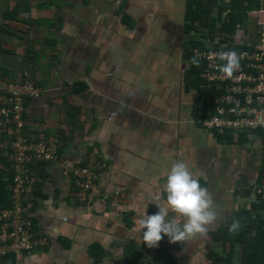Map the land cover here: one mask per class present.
Masks as SVG:
<instances>
[{"label":"crops","instance_id":"0c3cea01","mask_svg":"<svg viewBox=\"0 0 264 264\" xmlns=\"http://www.w3.org/2000/svg\"><path fill=\"white\" fill-rule=\"evenodd\" d=\"M187 1L0 0V80L22 83L31 77L42 93L29 100L28 120L47 125L43 138H63L59 162L44 167L34 194L35 230L48 243L32 256L0 264L256 262L244 248L259 233L251 223L258 217L264 222V199L256 187L261 151L255 156L256 150H239L234 138L228 145L202 129L201 107L196 112L195 104L203 62L199 67L190 62L192 49L203 47L197 36L225 33L218 16L227 17L231 0L210 1L204 19L218 18L216 24H193L186 17ZM244 4L251 6L235 29L249 30L244 45L255 48L260 29L264 32V1ZM186 76L200 79L192 91ZM36 133L31 127L25 132ZM93 153L106 167L95 191L81 200L60 167L64 161L85 163ZM178 161L211 193L218 219L207 237L172 244L165 236L158 247L148 248L137 221L145 211L153 215V207L158 211L160 185ZM3 164L5 159L0 172L10 198ZM237 219L241 229L230 234ZM244 230L250 240L240 237Z\"/></svg>","mask_w":264,"mask_h":264},{"label":"built area","instance_id":"2783aa9c","mask_svg":"<svg viewBox=\"0 0 264 264\" xmlns=\"http://www.w3.org/2000/svg\"><path fill=\"white\" fill-rule=\"evenodd\" d=\"M237 30L233 34H210L204 38L203 47L192 49L193 56L200 53L203 62L202 87L212 93L207 96L211 105L200 111L199 121L202 129L212 136L225 131L234 135L239 150L261 151V178L256 187L264 199V32L260 29L261 46L258 43L252 48L244 45L245 32L243 44L233 41ZM221 51H235L240 56V70L232 78L223 77L217 67L222 62L210 55ZM26 76L22 83L0 80V150L5 159L3 170L11 175L12 192L10 205L0 215V262L32 256L45 246L48 239L35 230L34 194L41 172L61 158L62 136L43 138L41 133L47 125L27 118L29 100L39 98L42 90ZM28 127L36 130L35 136L25 134ZM240 134L248 136L244 139ZM96 155L89 154L84 165L71 161L61 164L60 169L73 179L81 200H85L86 193L95 191L99 173L106 167Z\"/></svg>","mask_w":264,"mask_h":264},{"label":"clouds","instance_id":"9594fccd","mask_svg":"<svg viewBox=\"0 0 264 264\" xmlns=\"http://www.w3.org/2000/svg\"><path fill=\"white\" fill-rule=\"evenodd\" d=\"M246 37L247 35L244 39ZM210 55L222 62L217 67L224 78H232L240 70V56L235 51H221ZM190 62L199 67L200 53L197 52ZM201 110L204 108L197 111L198 117ZM160 190L162 195H158L156 200L162 203L155 205L158 211L151 216L145 211L137 221L139 230H143L142 242L148 248H156L165 236L172 244L207 237L210 226L218 219L217 210L211 193L200 185L184 162L178 161L171 166ZM170 214L173 216L171 219ZM175 217L182 218L183 223H178ZM241 226L240 220H233L228 231L233 235L238 234Z\"/></svg>","mask_w":264,"mask_h":264},{"label":"trees","instance_id":"16d2710c","mask_svg":"<svg viewBox=\"0 0 264 264\" xmlns=\"http://www.w3.org/2000/svg\"><path fill=\"white\" fill-rule=\"evenodd\" d=\"M213 2V0H208V5L205 7L203 4L201 5V0H188L187 1V5L188 9H187V13H186V17L188 19H190L192 21L193 24H195L196 21H198L199 24H216V20H218V18L221 20V24L222 25V31H225V33H230L233 34L235 33L236 29H235V25L240 23L243 19H244V15L247 13V9L250 8L251 5H245L244 2L246 0H231V5H233V9L231 11H227L226 13L228 14L227 17L225 19L222 20V15L220 14L218 16V18L216 19H212L211 21H205L204 17H208V15L210 14L211 10V2ZM192 5H194V9H192ZM214 30V29H213ZM195 68V67H194ZM200 72V70H197V73ZM191 73V68H190V72ZM197 77V74H196ZM3 80V79H1ZM194 82L196 81H200V79H195L194 78ZM199 92H200V96L196 99V104H195V109L198 108H206L208 106L211 105V100L207 98L208 95L212 94L209 93L207 89L204 88H199ZM206 113V111H205ZM220 134V133H218ZM217 133L214 135H217L218 140L231 145L233 142V137L234 135L229 134L228 131H225L223 134L218 135ZM245 136L247 138V134L244 135V139ZM62 148V145H61ZM60 148V149H61ZM0 164L1 162H4V158H2V152L0 150ZM60 154V152H59ZM2 159V161H1ZM82 165H84V163H82ZM4 166V164H3ZM41 176L44 177V170L41 172L40 176H39V182L37 184V187L40 186V182H41ZM8 183L11 184V175H9V177L7 178ZM4 179L2 177V174L0 172V215L3 212V210H5L11 203L12 201V193H11V197L9 198L8 193L5 189H3V187H5V184L3 183ZM152 211L157 212L156 208L153 207ZM251 224H254L256 226L259 227V233L258 236L256 238V241L253 243H250V245H247L244 250V255L246 257H250V256H254L256 262L254 264H257L258 260H259V264H264V230H263V225L261 227V224H264V222L261 220V218L258 217L257 222H253ZM261 227V228H260ZM241 238H246V240H250L252 237L250 235V233H248V231L244 230V233H242V236H240ZM244 243H247L246 241H244ZM232 244V242H231ZM249 244V243H248ZM253 250L254 252H256V254L254 255V253L251 251ZM13 258V257H11Z\"/></svg>","mask_w":264,"mask_h":264},{"label":"rangeland","instance_id":"374dc122","mask_svg":"<svg viewBox=\"0 0 264 264\" xmlns=\"http://www.w3.org/2000/svg\"><path fill=\"white\" fill-rule=\"evenodd\" d=\"M1 27H5V25H1ZM246 31H249V30H247L246 28L245 29H239V30H237V32H236V35L234 36V38H233V41L236 43V44H239V45H241V44H243V40H242V34L244 33V32H246ZM204 34H206V33H204ZM206 35H208V34H206ZM206 35H204V36H202V37H198L197 36V39H199V40H204V38L206 37ZM193 38H196V35H193L192 36ZM182 80V79H181ZM193 79L192 78H190V77H188V76H186L185 77V79H184V82L186 83V88H187V91H192L193 89H194V87L195 86H197V85H193ZM202 82V81H201ZM193 88V89H192ZM189 95V94H188ZM188 95H186V96H188ZM196 94L195 93H193V96H195ZM183 97V96H182ZM190 97H192V95L190 96ZM195 111L197 112L198 111V109H195ZM243 151H248V149L246 148V149H242ZM258 152H260L259 150H256V151H254L253 152V155H255L256 156V154L258 155Z\"/></svg>","mask_w":264,"mask_h":264},{"label":"water","instance_id":"95a60500","mask_svg":"<svg viewBox=\"0 0 264 264\" xmlns=\"http://www.w3.org/2000/svg\"><path fill=\"white\" fill-rule=\"evenodd\" d=\"M261 2H263L264 0H260ZM232 10V5L230 6V11ZM224 15L226 16L227 15V13H224ZM246 39L248 40V39H250V37L249 36H247L246 37Z\"/></svg>","mask_w":264,"mask_h":264},{"label":"flooded vegetation","instance_id":"af4514ba","mask_svg":"<svg viewBox=\"0 0 264 264\" xmlns=\"http://www.w3.org/2000/svg\"><path fill=\"white\" fill-rule=\"evenodd\" d=\"M187 33H188V32H187ZM258 164H259L258 162H255V163H254V165H255L256 167L258 166Z\"/></svg>","mask_w":264,"mask_h":264},{"label":"bare ground","instance_id":"6f19581e","mask_svg":"<svg viewBox=\"0 0 264 264\" xmlns=\"http://www.w3.org/2000/svg\"><path fill=\"white\" fill-rule=\"evenodd\" d=\"M232 8H233V5H232Z\"/></svg>","mask_w":264,"mask_h":264}]
</instances>
